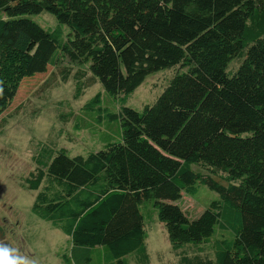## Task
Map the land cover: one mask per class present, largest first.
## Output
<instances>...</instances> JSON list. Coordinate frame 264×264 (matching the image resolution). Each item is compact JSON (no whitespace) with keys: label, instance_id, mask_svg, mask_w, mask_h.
Segmentation results:
<instances>
[{"label":"trees","instance_id":"obj_1","mask_svg":"<svg viewBox=\"0 0 264 264\" xmlns=\"http://www.w3.org/2000/svg\"><path fill=\"white\" fill-rule=\"evenodd\" d=\"M41 12L57 24L34 22ZM54 54L87 65L117 103L113 114L95 94L75 129L104 111L119 134L85 155L49 151L25 180L31 211L72 244L65 264L96 251L93 264L148 261L142 205L173 250L210 245L208 260L183 264H264V0H0V115ZM169 67L178 71L152 105L124 106ZM202 186L219 197L192 220L176 203Z\"/></svg>","mask_w":264,"mask_h":264},{"label":"rangeland","instance_id":"obj_2","mask_svg":"<svg viewBox=\"0 0 264 264\" xmlns=\"http://www.w3.org/2000/svg\"><path fill=\"white\" fill-rule=\"evenodd\" d=\"M34 22L47 28L57 24L51 13L30 16ZM64 27V36L68 29ZM246 52V51H245ZM54 63L46 71L23 80L13 102L0 115V243L17 249L23 256L38 264H65L63 254H71L69 238L50 221H43L32 211L36 191L27 190L25 180L36 173L49 151L67 149L69 155H85L102 150L106 141L118 138L117 122H112L103 111L99 122L83 129H75V121L82 117L84 106L95 94H101L102 106L117 112V103L105 92L87 65L74 64L66 57L54 54ZM244 56L231 60L226 69L229 76L239 68ZM178 68H165L151 73L124 101V106L143 109L160 97ZM90 111L88 116H95ZM107 127H111L107 128ZM193 197L183 194L176 203L194 220L206 204L217 199L218 192L200 187ZM145 221L148 261L141 263L138 254L128 256V264H183L184 255L208 260L213 256L210 245H186L173 250L164 224L155 208L141 206ZM102 252V251H101ZM99 252V253H101ZM79 254V252H78ZM98 251L90 261L73 264H93Z\"/></svg>","mask_w":264,"mask_h":264},{"label":"clouds","instance_id":"obj_3","mask_svg":"<svg viewBox=\"0 0 264 264\" xmlns=\"http://www.w3.org/2000/svg\"><path fill=\"white\" fill-rule=\"evenodd\" d=\"M0 264H38V262L23 256L17 249L0 243Z\"/></svg>","mask_w":264,"mask_h":264}]
</instances>
